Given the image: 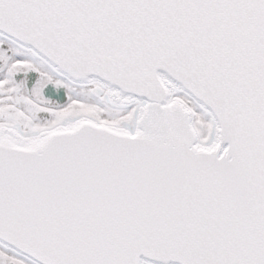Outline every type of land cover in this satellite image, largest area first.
Here are the masks:
<instances>
[{
    "label": "snow or ice",
    "instance_id": "obj_1",
    "mask_svg": "<svg viewBox=\"0 0 264 264\" xmlns=\"http://www.w3.org/2000/svg\"><path fill=\"white\" fill-rule=\"evenodd\" d=\"M0 264H264V0H0Z\"/></svg>",
    "mask_w": 264,
    "mask_h": 264
}]
</instances>
